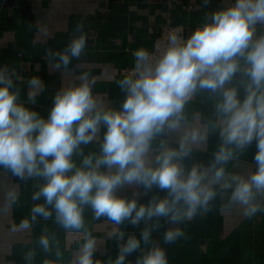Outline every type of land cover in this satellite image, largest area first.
<instances>
[{
    "label": "clouds",
    "instance_id": "9594fccd",
    "mask_svg": "<svg viewBox=\"0 0 264 264\" xmlns=\"http://www.w3.org/2000/svg\"><path fill=\"white\" fill-rule=\"evenodd\" d=\"M207 4V0H205ZM264 25V0H235L230 7L211 14L208 22L197 27L186 39L170 32L167 45L157 58L145 48L133 52L134 68L119 81L126 92L120 110L100 109L92 94L94 79L84 73L81 83L58 92L47 119L18 103L19 90L0 69V168L20 180L42 177L45 183L32 195L44 203L31 208L29 218L17 226L31 228L37 217L47 220L55 212V221L66 230L84 229L83 211L90 206L94 217L104 216L119 225L125 221L138 226L141 221L161 217L172 224L191 220L198 211H211L209 202L216 196L214 186L231 188V202L243 206V215L251 218L262 209L254 201L264 196V35L255 39L257 25ZM78 24L76 32H81ZM84 34L74 37L63 51L46 50L56 69L67 70L71 59H78L85 50ZM243 61V65L241 64ZM242 81L244 98L238 87H225L237 73ZM38 88L40 81H29ZM220 92L216 105L222 144L207 167L193 166L187 173L178 161L191 153V144L202 142L205 135L199 129L185 133L179 149L161 142L163 149L151 166L148 155L153 140L175 130L184 119L185 104L197 90ZM35 93L29 99L34 102ZM106 128L99 156L90 154L77 167L72 157L82 155L80 145H87ZM255 142V170L247 177L233 174L231 182L221 184L225 168L234 150L243 152ZM227 146H234L232 147ZM104 167L107 171H101ZM115 169V171H112ZM139 184L145 189L156 186L166 191L164 198L154 196L143 205L135 199L116 195L124 185ZM19 198L13 187L5 193V209ZM184 236L181 229L166 231L164 243H175ZM124 239V234H119ZM148 228L141 238L129 236L120 245L113 264H124L125 258L149 244ZM40 246L48 251L50 239L39 238ZM96 240L84 232V243L71 264H96L93 260ZM59 256L60 253L57 252ZM34 256L29 252L25 259ZM45 264L50 262L45 261ZM136 264H168L166 252L158 244L137 259Z\"/></svg>",
    "mask_w": 264,
    "mask_h": 264
},
{
    "label": "crops",
    "instance_id": "0c3cea01",
    "mask_svg": "<svg viewBox=\"0 0 264 264\" xmlns=\"http://www.w3.org/2000/svg\"><path fill=\"white\" fill-rule=\"evenodd\" d=\"M229 1L207 0L206 4L205 0H0V69H6V75L12 79V90H19L17 102L44 119L53 107L56 94L79 85L84 73L95 80L92 94L98 107L120 110L126 96L119 84L125 77L122 69L134 67L136 49L152 48L161 24L170 19L182 24L189 34L194 25L208 22L211 14ZM78 24L82 25L81 32L75 31ZM81 34L86 36L87 45L80 57L71 59L67 70L56 69L54 64L58 58L50 59L46 50L63 51ZM262 35L264 25L258 24L254 38ZM33 78L40 81L38 88L30 86ZM244 80L246 77L238 72L225 87H238L243 99ZM33 92L34 102L29 99ZM221 99L219 91L197 90L185 104L179 127L153 140L148 155L150 165L155 166V156L163 150L161 142L168 148L179 149L185 133L199 129L205 140L192 143L190 155L178 162L186 173L195 165L207 167L222 144V117L216 110ZM105 131L102 125L93 141L80 145L82 155L72 157L77 167L82 166L88 155H100ZM227 147L234 149V146ZM256 151L255 142L243 152L234 150L233 158L223 165L225 177L221 184L231 182L233 174L245 177L251 174L256 167L253 160ZM101 171L107 169L102 167ZM44 183L42 177L20 180L0 168V264H45V261L71 264L79 254L84 240L65 248L66 229L56 223L54 210L47 220L37 217L30 229L17 227L21 220L30 217L35 204L44 203L43 198L32 200V195ZM13 187L19 198L5 209V193ZM214 189L217 194L208 205L211 211H198L193 219L179 224L161 217L159 228H153L156 220L141 221L138 226L125 221L119 224L120 232H113L107 217L96 219L91 207L85 206L83 230L96 240L93 260L96 264H113L120 245L129 236L140 239L142 231L148 228L149 244L141 240L140 249L127 256L124 264H136L138 258L157 244L165 250L168 264H264V196L258 195L254 201L262 210L248 218L243 215V206L231 202V188L223 189L217 184ZM116 195L135 199L139 206L147 205L154 196L162 199L167 192L156 186L149 190L132 184L118 188ZM175 228L181 229L184 236L175 243L165 244L164 234ZM120 233L124 234L123 240L119 239ZM42 235L50 239L48 251L39 244ZM29 252L34 253L30 262L25 259Z\"/></svg>",
    "mask_w": 264,
    "mask_h": 264
},
{
    "label": "built area",
    "instance_id": "2783aa9c",
    "mask_svg": "<svg viewBox=\"0 0 264 264\" xmlns=\"http://www.w3.org/2000/svg\"><path fill=\"white\" fill-rule=\"evenodd\" d=\"M234 2H235V0H230L228 3L221 6L219 9H217V11L221 10L223 8L230 7L232 4H234ZM203 24L204 23H198V24L194 25L192 27L190 33L187 34V31L185 30V27L182 24H175L172 21H170V19H167L165 22H163L161 24L158 33L154 37L153 46L149 50V52L153 55L154 58H157L159 56V54L163 51V49L166 47V45H167L166 37L170 32L175 31L179 35H181L183 38L186 39L188 36H190L192 34V32L197 27H201V26H203ZM133 68L134 67H124V69H122V74L124 76L129 75L132 72ZM110 226H111V229L113 230V232H120L119 225L110 221ZM84 232H85V230H83V229L80 231L66 230L65 234H64V246H65V248L69 249L76 242L83 241L84 240Z\"/></svg>",
    "mask_w": 264,
    "mask_h": 264
}]
</instances>
